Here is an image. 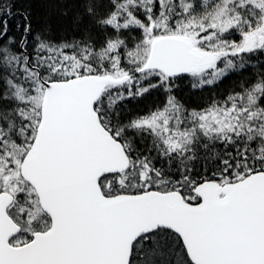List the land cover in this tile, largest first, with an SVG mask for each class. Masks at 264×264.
I'll use <instances>...</instances> for the list:
<instances>
[{
    "label": "trees",
    "instance_id": "trees-1",
    "mask_svg": "<svg viewBox=\"0 0 264 264\" xmlns=\"http://www.w3.org/2000/svg\"><path fill=\"white\" fill-rule=\"evenodd\" d=\"M224 4L225 0H171L162 13L156 0H0V137L16 145L25 136L29 144L33 142L41 116L35 103L40 81L31 65L48 81L117 68L129 71L134 81L108 85L96 110L125 145L131 163L128 170L101 178L107 196L179 190L187 201L197 202L194 190L200 182L213 179L225 184L263 171L264 46L238 54L210 81L200 79L196 69L172 76L147 69L132 55L144 39L139 26L147 27L160 15L169 24L176 18L205 21L210 32L226 27L222 35L233 40L241 35L240 28L259 18L253 2ZM116 15L121 19L131 15L139 22L124 27L114 23ZM229 20L233 25L222 28ZM114 54L111 63L107 57ZM69 59L81 65L70 71L58 67L70 65ZM212 111L217 124L206 117ZM156 112L170 119V132L162 137L138 124ZM176 121L183 132L173 130ZM1 153L5 154L2 149ZM24 184L32 190L28 202L40 219L28 225L21 214L26 197L15 198L9 214L22 232L11 240L13 245L26 243L30 232L46 230L50 224L37 194L25 180ZM132 254L131 264H193L180 238L164 228L136 240Z\"/></svg>",
    "mask_w": 264,
    "mask_h": 264
},
{
    "label": "water",
    "instance_id": "water-1",
    "mask_svg": "<svg viewBox=\"0 0 264 264\" xmlns=\"http://www.w3.org/2000/svg\"><path fill=\"white\" fill-rule=\"evenodd\" d=\"M27 62L31 65L30 55ZM145 68L172 76L192 73L204 55L184 37L161 36L151 44ZM40 122L20 172L50 216L47 231L22 245V230L9 215L14 195L0 193V264H130L135 241L158 228L172 230L193 264H264V170L219 184L198 183V202L177 190L107 196L104 175L130 167L125 145L96 110L111 74L45 80Z\"/></svg>",
    "mask_w": 264,
    "mask_h": 264
},
{
    "label": "rangeland",
    "instance_id": "rangeland-1",
    "mask_svg": "<svg viewBox=\"0 0 264 264\" xmlns=\"http://www.w3.org/2000/svg\"><path fill=\"white\" fill-rule=\"evenodd\" d=\"M158 2V9L160 12L164 13L165 7L171 2V0H156ZM253 2L254 6L256 8L254 15H259L258 19L254 20L253 24L249 26L248 28H240L241 35L238 39L233 40L231 38H228L226 36H223L222 32H224L225 26L231 27L233 23L227 22L222 25L224 28L222 31H213L210 32L208 29V26L206 25L205 21H194L192 20L190 22L189 19L184 20H178L176 18L175 22L172 24L167 23L166 19H164L163 15H160L158 17V20L155 22L149 23L147 27H144L143 25H140V29L142 30V35L144 36V39L139 42L138 48L135 50L132 55L135 57L134 59L137 61L143 62V67L146 65L148 59H149V53L151 50V44L153 41L158 39L160 36H167V35H174L171 34V30L173 32H183L185 34H181L184 38H186L189 43L191 44V48L194 49L199 54L204 55V61L200 66L196 67L197 76H199L200 79L205 80H212L215 75L221 73L218 71H222L226 69L231 63V60L236 57L238 54L242 52H247L249 50L258 49L262 46H264V0H240L242 4H245L247 2ZM230 0H225V3H229ZM219 3H216V7ZM227 4H224V6L227 7ZM182 6V5H180ZM221 8V7H220ZM219 8V9H220ZM218 14V13H217ZM221 15V14H220ZM118 15L114 17V23H121V25H124V27L128 25H136L138 21L137 17L134 18L132 21V16L127 15L124 16L123 19H118ZM130 18V19H129ZM229 17L226 15L224 16L223 20H228ZM162 20V22H160ZM132 21V22H131ZM219 22V17H215V22ZM131 22V23H129ZM217 26V23H214ZM219 24V23H218ZM180 36V37H181ZM110 49L113 50L111 47ZM110 50V52L112 51ZM109 53V52H108ZM147 55V56H146ZM111 59L112 61H115V54L114 56L107 57ZM70 65L62 64L61 66H58L60 69L69 70L72 68H77L79 63H74L72 59H69ZM116 66V65H115ZM80 69V68H79ZM106 73L112 74L115 77H122V76H132V74L129 71H124L121 69H117L116 71H108ZM105 72H102L100 74H106ZM129 81L133 82L134 80H131L128 78ZM38 87L36 89V105H38V115H40V109H41V100L43 98V91L45 86L40 83H37ZM20 90L16 91V95L19 96ZM28 98L26 99L27 102ZM241 111V110H240ZM22 112H18L17 116H19ZM215 112H209L206 114L207 119L213 118L215 115ZM20 115V117H21ZM205 117V118H206ZM211 118L212 124H217L216 121H214ZM37 120V118H36ZM176 120V119H175ZM209 120V119H208ZM205 124L208 126L210 122ZM170 119L168 116H165L164 112L161 113H154L152 116H150L147 119L138 121V124L141 126H145L147 128H150L153 130L154 133L159 135L160 137L163 136V134H167V131L170 132L169 127ZM177 121L174 123L173 130L177 129L179 132H183L179 129L178 125L176 124ZM9 128V127H8ZM35 135V134H34ZM34 137V136H33ZM164 138V137H163ZM0 140H2V143L0 145V149H2L5 154H0V192L2 190L9 191L11 194H14L16 199L20 198V195H24L26 197L25 204L28 206L26 207L25 204H22L24 206L21 214L24 215V217L27 220L28 225H30L32 222H36L40 219V214L33 210L28 202V195L30 192L32 193V190L28 188L24 184V180L21 177L20 168L22 165V159L29 146L32 144H29V139L25 136L22 142L16 143L13 142V140L5 139L4 137H0ZM164 140H166L164 138ZM219 183V182H218ZM219 184H222L221 182ZM34 191V190H33ZM35 193V192H34ZM37 202L38 199L36 198ZM39 204V203H38ZM40 206V204H39ZM41 209V208H40ZM33 232V231H32ZM30 232V233H32Z\"/></svg>",
    "mask_w": 264,
    "mask_h": 264
}]
</instances>
